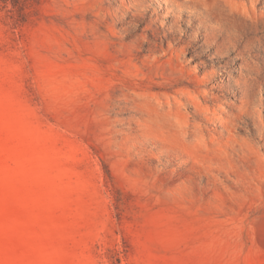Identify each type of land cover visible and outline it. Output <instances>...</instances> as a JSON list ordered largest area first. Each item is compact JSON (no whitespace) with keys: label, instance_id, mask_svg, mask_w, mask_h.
I'll return each mask as SVG.
<instances>
[{"label":"rangeland","instance_id":"1","mask_svg":"<svg viewBox=\"0 0 264 264\" xmlns=\"http://www.w3.org/2000/svg\"><path fill=\"white\" fill-rule=\"evenodd\" d=\"M0 264H264V0H0Z\"/></svg>","mask_w":264,"mask_h":264}]
</instances>
